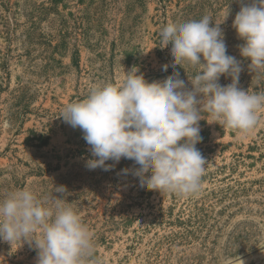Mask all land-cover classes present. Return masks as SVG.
<instances>
[{
    "label": "rangeland",
    "instance_id": "obj_1",
    "mask_svg": "<svg viewBox=\"0 0 264 264\" xmlns=\"http://www.w3.org/2000/svg\"><path fill=\"white\" fill-rule=\"evenodd\" d=\"M240 7L241 0H0V200L27 188L43 201L65 186L66 203L93 234L84 264H264V109L242 133L211 123L202 107L196 147L206 165L189 197L142 188L129 159L89 170L82 131L59 116L92 89L123 83L133 67L149 82L165 79L172 44L162 47V29L205 15L222 22L228 12L221 28L228 54L241 62L238 87L264 94V70L240 56L232 27ZM183 67L175 70L187 83L197 69ZM21 243L0 240V264H37V250Z\"/></svg>",
    "mask_w": 264,
    "mask_h": 264
},
{
    "label": "clouds",
    "instance_id": "obj_2",
    "mask_svg": "<svg viewBox=\"0 0 264 264\" xmlns=\"http://www.w3.org/2000/svg\"><path fill=\"white\" fill-rule=\"evenodd\" d=\"M228 14L222 22L205 15L162 29V47L172 44L173 71L165 79L149 82L133 67L123 83L98 86L63 108L59 116L90 146L89 170L109 171L124 158L138 165L132 174L144 189L182 197L199 192L206 165L196 147L202 107L211 123L242 133L256 127L264 109V94L238 87L241 62L228 54L221 28ZM232 27L243 41L240 56L264 70V0H241ZM185 64L197 69L187 83L175 70ZM221 76L231 83L221 85ZM55 193L43 201L27 188L8 193L0 200V240L27 242L37 250V264H84L94 251L93 234L66 203V187Z\"/></svg>",
    "mask_w": 264,
    "mask_h": 264
}]
</instances>
